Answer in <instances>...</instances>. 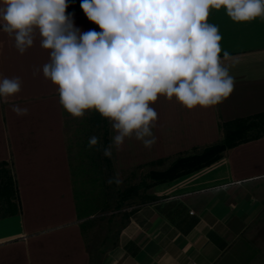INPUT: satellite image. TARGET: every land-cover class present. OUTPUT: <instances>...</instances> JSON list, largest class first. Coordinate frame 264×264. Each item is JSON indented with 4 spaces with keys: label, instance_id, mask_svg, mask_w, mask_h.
I'll list each match as a JSON object with an SVG mask.
<instances>
[{
    "label": "crops",
    "instance_id": "1",
    "mask_svg": "<svg viewBox=\"0 0 264 264\" xmlns=\"http://www.w3.org/2000/svg\"><path fill=\"white\" fill-rule=\"evenodd\" d=\"M81 2L68 0L66 13L74 14L82 32L101 31ZM207 22L219 29L221 56L228 51L235 61H225L233 91L216 105L192 110L161 94L153 104L155 143L146 148L134 136L126 138L120 149L113 147L117 166L166 164L221 141L224 123L264 112V19L234 22L225 9L210 8ZM39 40L37 35L20 55L14 40L0 31V78L22 80L20 93L0 101V264L253 261L254 255L237 251L262 207L252 189L264 188V137L237 145L208 167L149 187L150 200L113 213L111 235L91 248L93 218L79 213L71 174L68 114L57 87L42 74L49 51ZM36 69L41 71L33 76ZM13 105L28 114L17 116ZM109 130L110 145L115 135L110 123Z\"/></svg>",
    "mask_w": 264,
    "mask_h": 264
},
{
    "label": "clouds",
    "instance_id": "2",
    "mask_svg": "<svg viewBox=\"0 0 264 264\" xmlns=\"http://www.w3.org/2000/svg\"><path fill=\"white\" fill-rule=\"evenodd\" d=\"M68 7V0H0V31L20 55L39 36L49 51L42 74L57 87L63 109L73 118L94 110L111 124L115 135L103 151L108 158L126 138L146 148L155 143L153 104L161 94L192 110L216 105L233 91L225 61H235L228 51L221 56L219 29L207 22L210 8L225 9L234 22L264 19V0H82L84 14L101 29L82 32ZM21 88L20 77L0 78V101ZM12 110L28 114L18 105ZM99 142L93 135L88 146Z\"/></svg>",
    "mask_w": 264,
    "mask_h": 264
},
{
    "label": "trees",
    "instance_id": "3",
    "mask_svg": "<svg viewBox=\"0 0 264 264\" xmlns=\"http://www.w3.org/2000/svg\"><path fill=\"white\" fill-rule=\"evenodd\" d=\"M84 121V124H86L88 127L91 126V129H93V131L91 132V136L88 135V137L86 138L85 152H81L82 155H80V157L76 155L74 158H72L71 146L73 145H71L70 143L69 154L71 160V174L73 178L75 197L77 200L79 213L88 218L89 216L94 214L93 209L90 208V206H93L92 201L94 199L96 203H100V201L99 198L94 197L93 194L89 195L88 193H86V187L84 185L85 181L81 176V172L91 174L90 180H92V183L95 187V185L97 186V184L99 183L98 181H101L100 178L103 173V168L105 167V169L110 172L112 162L110 158L103 155L104 148H107L110 143V130L108 120L102 118L97 112L92 110L91 116L86 117ZM222 132L223 138L221 141L211 146H207L201 150L194 151L193 153H190L188 155L177 156L165 170H151L144 176L143 180L140 183L133 184L123 192L119 193V199L123 205L119 203L116 207V211L123 209L125 207L124 203L129 201V199L131 198L133 199L137 197L140 201L139 203H145L149 201L150 198L145 193L149 187L156 184L173 181L174 179H177L183 175H187L208 167L221 159L228 150L236 147L237 145L264 137V112L246 118H238L224 123L222 125ZM93 135L100 138V142L98 144H100L101 147L97 146V155L99 154V156L101 157L102 162L104 163V167H102L103 165L97 167V165L93 164L95 162V158H93V155L95 157L96 154L92 150L93 147H91V149L88 146L89 138ZM95 147L96 146H94V148ZM88 149L89 152L87 151ZM161 162L162 161H159L158 163L160 164ZM86 166L93 167L97 173H95L94 175V173L91 172L92 170H90L88 173V169H86ZM7 186L10 187L9 182ZM129 207H132L131 203L126 206V208Z\"/></svg>",
    "mask_w": 264,
    "mask_h": 264
},
{
    "label": "rangeland",
    "instance_id": "4",
    "mask_svg": "<svg viewBox=\"0 0 264 264\" xmlns=\"http://www.w3.org/2000/svg\"><path fill=\"white\" fill-rule=\"evenodd\" d=\"M92 114V110H86V114L83 118H73L70 114L67 116L68 120V138L69 142H71V155L72 158H74L76 155L80 157L83 152H85V141L88 135L91 136V132L93 129H91V126L88 127L85 123V118L90 117ZM84 132V136H83ZM95 134V132H94ZM76 137V138H74ZM97 146L101 147L100 144H97L96 147H93L94 153L97 155ZM89 152V149L87 150ZM82 152V153H81ZM192 153V152H191ZM114 150L112 147V156H111V162L112 166L110 169V172L105 169L104 163L102 162L101 157L99 154L95 157L93 155V158H95V162L93 164L97 165V167H100V165H103V173L101 176V181L99 180L97 186L92 183V180H90L91 174H86L81 172V176L84 179V185L86 189V193L89 195L93 194L94 197L99 198L100 203H96L95 199L92 201V207L90 208L93 209V221L91 222L93 224V228H91L88 233H89V238H90V244L91 248H95V244L97 241H101L103 239H106L111 235L112 227L110 225L109 219L112 217L113 213L117 212L116 207L119 203H121L119 199V193L123 192L125 189H127L129 186L133 184L140 183L144 176L151 170H156V171H162L165 170L173 161L169 160L166 162V164H162L157 167L151 166L150 168H143V167H137V168H132V169H127L124 170L121 168L122 164L121 162L118 163V166L115 162V159L113 158ZM190 154V153H189ZM184 155H188L187 153ZM99 156V157H98ZM88 173L90 170L91 172L97 173L96 170L93 167H88ZM91 168V169H90ZM95 170V172H94ZM101 175V173H100ZM119 179L121 182L117 184L115 182L116 179ZM112 179L113 182L109 183V180ZM255 186V184H254ZM258 187V185H257ZM255 186V189H252L254 193V198L261 201V211L260 213L255 216L254 221L251 223L249 226L247 232L243 236V245L239 246L238 248V254L240 255H254L252 258L253 261L251 262H243L240 264H264V188H257ZM91 198V197H90ZM134 202V203H133ZM139 199L136 198H131L129 201L125 202V209L126 206L131 203L132 207L137 206L139 203ZM122 204V203H121ZM101 205V206H100ZM123 205V204H122ZM123 208V209H124ZM130 208V207H129ZM95 210V211H94ZM116 214V213H115ZM90 224V226H92ZM89 226V225H88ZM111 228V229H109ZM113 235H116V232H113ZM113 235L111 236L112 238ZM256 256V257H255ZM263 260V261H262Z\"/></svg>",
    "mask_w": 264,
    "mask_h": 264
}]
</instances>
